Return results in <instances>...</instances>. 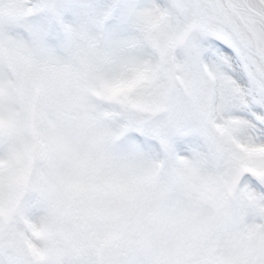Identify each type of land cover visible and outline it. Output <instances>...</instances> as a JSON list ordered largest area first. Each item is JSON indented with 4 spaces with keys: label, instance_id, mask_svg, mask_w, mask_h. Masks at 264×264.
Returning a JSON list of instances; mask_svg holds the SVG:
<instances>
[{
    "label": "snow or ice",
    "instance_id": "6c2138e0",
    "mask_svg": "<svg viewBox=\"0 0 264 264\" xmlns=\"http://www.w3.org/2000/svg\"><path fill=\"white\" fill-rule=\"evenodd\" d=\"M0 264H264V0H0Z\"/></svg>",
    "mask_w": 264,
    "mask_h": 264
}]
</instances>
